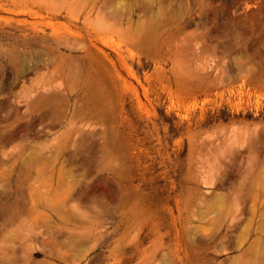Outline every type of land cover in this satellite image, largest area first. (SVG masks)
Instances as JSON below:
<instances>
[{
	"label": "rangeland",
	"instance_id": "1",
	"mask_svg": "<svg viewBox=\"0 0 264 264\" xmlns=\"http://www.w3.org/2000/svg\"><path fill=\"white\" fill-rule=\"evenodd\" d=\"M0 264H264V0H0Z\"/></svg>",
	"mask_w": 264,
	"mask_h": 264
}]
</instances>
